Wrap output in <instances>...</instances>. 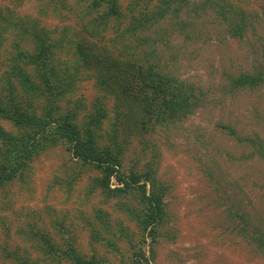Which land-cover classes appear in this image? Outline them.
I'll return each mask as SVG.
<instances>
[{"label": "trees", "instance_id": "obj_1", "mask_svg": "<svg viewBox=\"0 0 264 264\" xmlns=\"http://www.w3.org/2000/svg\"><path fill=\"white\" fill-rule=\"evenodd\" d=\"M68 1L48 3L54 4V11L59 6L75 10L66 5ZM75 3L80 6L75 25L64 27L58 36L36 18L0 7V190L15 182L26 184L31 163L61 147L68 158L61 188L68 195L84 170L94 174L86 196H99L100 207L93 208L91 218L82 214L78 218L90 242L115 256L116 264H150L162 237L160 230L170 220L172 187L158 176L154 145V154L145 161L144 148L142 159L125 165L132 130L142 135L176 125L188 119L198 103L192 85L167 70L162 61V53L171 61L176 51L169 52L167 27L189 36L183 15L200 18L215 13L229 36L241 38L247 20L241 7L228 0H156L151 8L152 0H130L124 5L120 0ZM86 80H93L97 88L89 106L77 96L78 84ZM231 81L235 87L256 88L264 84V72ZM108 100L112 105H107ZM222 128L236 137L233 127ZM246 141L254 151L251 155L263 159L264 146L254 139ZM207 176L211 181L212 174ZM116 212L121 215L114 224L110 217ZM235 215L244 220L243 215ZM61 216L48 220L60 245L53 244L49 233L30 226L20 230L21 238L47 264H113L107 254L81 253L69 234L72 224L66 214ZM235 233L254 255L264 256V226L255 224L249 230L245 223ZM26 251L17 247L5 258L16 264H38Z\"/></svg>", "mask_w": 264, "mask_h": 264}, {"label": "rangeland", "instance_id": "obj_2", "mask_svg": "<svg viewBox=\"0 0 264 264\" xmlns=\"http://www.w3.org/2000/svg\"><path fill=\"white\" fill-rule=\"evenodd\" d=\"M230 1L241 7L247 20L241 38L229 36L215 13L200 18L183 15L189 36L167 27L169 52L174 48L177 52L172 53L171 61L167 53H162V61L167 70L195 89L198 103L194 113L176 125L157 127L142 135L132 130L125 165L142 159L144 148L145 161L154 154V145L158 176L172 187L170 220L160 230L162 237L150 264H264V256L254 255L245 239L235 233L245 223L249 230L255 224L264 226V158L251 155L254 151L246 141L254 139L264 146V84L243 88L235 87L231 81L239 75L264 72V0ZM75 2L70 0L66 5L79 12ZM53 6L48 0H0V7H8L18 16L36 18L56 36L64 27L75 25L77 14L61 6L54 11ZM94 85L93 80L78 84L77 96L87 106L97 95ZM107 105L112 101L108 100ZM2 124L7 128L6 123ZM223 126L233 127L236 137L228 135ZM65 163L68 158L61 147L48 150L31 163L26 184L15 182L0 190V264H16L5 254L17 247L26 248L30 260L47 264L19 232L30 226L49 233L53 244L60 245L61 239L51 230L48 220L53 215L60 218L61 214H66L72 224L69 234L81 253L107 254L116 264L115 256L90 242L88 231L78 219L81 214L91 218L93 208L100 207L99 196H86L94 174L84 170L68 195L61 188ZM208 172L212 174L211 181ZM104 209L110 211L108 207ZM119 215L112 213L110 221L115 224ZM118 246L124 251L122 242Z\"/></svg>", "mask_w": 264, "mask_h": 264}]
</instances>
